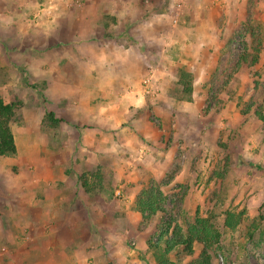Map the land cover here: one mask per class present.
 <instances>
[{"label": "rangeland", "instance_id": "374dc122", "mask_svg": "<svg viewBox=\"0 0 264 264\" xmlns=\"http://www.w3.org/2000/svg\"><path fill=\"white\" fill-rule=\"evenodd\" d=\"M153 2L157 11L162 13L160 23L164 26V34H161L164 38L161 45L166 55L169 54L166 50L172 49L171 60L174 62L164 65L170 69L171 78L160 81L157 75L160 74L158 71L162 70L161 66L149 67L144 77L128 88L124 96H132L134 101L140 99L147 103L158 99L159 95L164 93L166 83L167 87H171V103L173 99L175 102H192V99L186 101L182 98V88L178 84V71L184 70L193 76V91L197 94V103L192 105L191 112L179 111L177 116L173 114L169 127L164 128V131L154 113L145 112L143 107L136 106V102L133 107L130 106L122 127L130 124V120H136L138 132L142 126L149 127L152 131L144 136L149 134L151 139L158 136L164 141L160 146V142L156 145L153 140L143 141L142 138H137L136 128H131L136 131L134 136L137 141L135 139L136 143L130 144L127 150L120 148L119 155L124 157L123 152L127 151L126 157L130 158L131 155L132 159H139L141 149L150 145L164 153L171 149L173 142L180 145L177 146L173 166L171 167V161L164 165V174H150L136 182L140 190L135 200L141 191L154 186L166 198L163 207L167 214H157L150 221H144L140 215H129L127 230L133 229L135 238L128 239L127 249L134 264H156L153 252L147 245L148 237L154 233L155 223L171 216L185 229L187 224L193 222L198 209L201 216H211L222 235L220 250L212 253V264H264V220H261V217H264V124L257 120L254 114H264V0H153L151 5ZM33 3V11H19L22 15L19 21L30 24L32 29L40 30L24 37L25 33L21 32L17 40H10L9 28L18 20V12L11 11L15 8L12 0H0V98L7 103L16 104L11 131L18 146V152L14 156L0 157L2 185L12 183L16 179L14 177L18 176L20 168L18 162L23 163L22 168L25 170L22 172L29 176L32 183L38 185V161L28 160L25 165V153L34 155L36 160L39 154H43L41 158H44L49 152L56 153L58 150L65 154L72 148L68 140L69 134L89 130L83 122L71 125L69 120L74 118L73 112L63 110L67 102L58 104L55 98L45 91L46 84L43 81L29 78L22 59L27 53L34 55L52 39L50 36L44 37L49 33H46L44 28L35 27L36 25L54 24L57 20L59 23H65L71 17L83 16V11H90L93 0H33ZM48 6L52 7L49 16L44 13L37 14ZM98 9L116 11L111 5L105 6L102 2ZM109 22L114 26L117 24L114 16H111L107 23ZM84 24L81 25L80 33L86 29ZM256 27H259L263 34L259 61L252 67L245 64L237 67L239 55L244 48L251 52L250 30ZM70 28H60L57 31V41L65 42L70 39ZM181 31H190V35H186L187 38H179ZM38 33L40 36L35 35ZM109 35L113 36L106 34L110 37ZM175 40L184 43H175ZM205 40L209 41L207 49L203 48ZM128 44L133 45L130 40ZM172 46L176 47L175 52ZM157 51L159 52V48ZM153 54L159 55L154 52ZM181 58L184 60L183 64ZM190 71L195 72V75ZM148 77L151 82L148 83L147 89H150L151 93L147 95L144 93L143 82ZM74 105H77L75 98L70 100V106ZM43 112V117H40ZM47 112H52L55 118L60 117L57 118L60 120L57 126H51L43 120ZM30 115L33 116L32 119ZM115 131H112L114 136ZM29 138L34 143L30 144ZM81 149L83 148L80 144L76 151L80 152ZM173 154L170 151L167 155L170 160ZM132 159V163L128 164L130 170L137 163ZM225 162L228 163L226 173L224 178H219L215 171H222ZM14 163L17 164L14 166ZM99 167H102L106 183L114 190L116 183L113 172L104 166L97 168ZM116 188L119 193L114 198L122 201L127 194L122 193V187ZM113 193L114 191L106 189L100 195L113 197ZM134 209L135 201L134 207L129 206V212L134 213ZM241 210L245 211L241 224L236 230L230 231L224 226V213H237ZM15 221L19 223L21 220ZM254 221L258 223V229L250 236L249 231ZM10 225L11 222L6 225V221L2 219V233L6 235L11 230L17 231L18 235L20 233L18 240L28 241L27 233L29 234L30 230L13 229ZM141 226L146 228L140 230ZM7 246V240L2 238L0 233V256L4 259H16L13 249ZM140 248L145 250L140 252ZM201 249L202 246L196 243L193 255H186L178 249L168 258L179 264H196Z\"/></svg>", "mask_w": 264, "mask_h": 264}, {"label": "crops", "instance_id": "0c3cea01", "mask_svg": "<svg viewBox=\"0 0 264 264\" xmlns=\"http://www.w3.org/2000/svg\"><path fill=\"white\" fill-rule=\"evenodd\" d=\"M104 1L93 0L90 11H83V16L71 17L65 23L57 20L54 24L34 25L46 29L49 35L44 37L50 36L52 39L34 55H24L22 64L27 76L34 81H43L46 84L45 91L58 104L67 102L63 110L73 112L74 118L68 119L71 125L83 122L89 130L69 134L72 148L65 154L58 150L56 153L49 152L44 158H41L43 154H39L36 160L34 155L25 153V165L28 160L38 161L36 173L40 185L32 183L29 176L22 172L25 169L20 162L15 181L0 184V222L4 219L6 225L11 222L13 229L31 231L27 233L28 241H23L17 239L20 233L18 235L16 230L5 235L0 227L1 237L7 240V247L13 249L14 256H17L16 259L0 256V264H134L127 242L129 238H135V231L127 228L129 215L139 216L135 209L134 213L129 212V206L134 207L135 196L140 190L136 182L150 174L161 176V173L164 174V165L170 161L173 166L172 161L180 145L178 142H173L171 149L165 153L152 145L142 148L139 159H132L131 155L130 158L126 157L127 151L123 152L124 157L119 155L120 148L127 150L130 144L137 141L134 136L138 130L137 121L130 120V124L124 127L122 124L136 102V106L158 117L157 121L164 131V128L169 127L173 114L177 116L179 111L188 113L193 110L197 94L193 91L192 102H175L173 99L171 103V87L165 83L164 93L147 103L140 99L134 101L132 96H124L128 88L144 77L149 67L161 66V72L158 71L161 75H157V78L160 81L170 79V69L164 65L174 62L171 60L172 49H167L169 54L166 55L161 45L164 38L161 35L164 34V26L160 23L162 13L157 11L154 2L151 5L153 0ZM100 2L105 6L111 5L116 11H99ZM12 4L15 8L11 11L18 12V20L9 28L10 40H17L21 32L25 33L24 37L40 30L19 21L22 18L19 11H33V0H12ZM144 4L148 5L142 7ZM111 16L116 19L115 26L112 22L107 23ZM83 23L86 29L80 33ZM64 27H71V38L65 42L57 41V31ZM206 32L208 36V29ZM181 33L178 34L179 38L190 35V31ZM106 34L113 36L108 37ZM128 40L133 45H129ZM178 42L183 41L175 40V43ZM208 43L204 41V49L208 48ZM175 50L176 47H173V52ZM181 61L183 64V58ZM190 72L195 75V72ZM74 98L77 99V105L70 106V100ZM42 115L44 112L40 117ZM131 128H136V131ZM114 130L115 136L112 134ZM151 131V128L142 126L136 136L143 141L153 140L156 145L160 142V146L164 141L161 137L151 139L149 134L144 136ZM173 135L176 136L175 133ZM29 143L34 141L29 138ZM80 144L83 149L78 152L76 150ZM15 145L18 152L16 140ZM170 151L174 153L171 160L167 156ZM131 159L137 163L130 170L128 164L132 163ZM98 166L113 172L116 183L113 197L89 195L81 189L78 176L93 172ZM116 187H122V193L127 194L122 201L114 198L119 193ZM15 219L21 221L17 223ZM143 250L140 248L138 251Z\"/></svg>", "mask_w": 264, "mask_h": 264}, {"label": "trees", "instance_id": "16d2710c", "mask_svg": "<svg viewBox=\"0 0 264 264\" xmlns=\"http://www.w3.org/2000/svg\"><path fill=\"white\" fill-rule=\"evenodd\" d=\"M257 28V29H256ZM250 30L251 52L246 48L240 53L237 67L245 64L248 67L256 65L259 61V55L262 50L263 34L259 27ZM178 84L182 88V98L186 101L191 100L193 93V76L184 71H178ZM15 103H7L0 98V157H10L16 154V145L13 133L11 131V122L15 116ZM255 117L264 124V114L255 112ZM45 121L51 126H57L60 122L55 118L52 112H47L44 116ZM228 163H224L222 171H215V175L224 178ZM78 181L84 193L102 194L103 191H114L112 186L108 185L102 167L97 168L91 173H82L78 176ZM166 201L163 193L158 188L151 186L139 193L135 200V210L144 221H150L157 214H167L163 205ZM245 211L239 212L226 211L224 213V226L230 231L236 230L241 224ZM264 220V217H261ZM146 227L141 226L140 230ZM258 229V223L253 222L249 234L252 236ZM154 233L147 239V245L153 252L156 264H179L171 261L168 257L171 253L181 249L186 255L194 254V245L196 243L202 246L198 254L196 264H212V253H217L221 247V233L216 228L211 216L203 217L196 210L192 223L187 224L183 229L175 218L168 216L159 223H155ZM155 238V240H153Z\"/></svg>", "mask_w": 264, "mask_h": 264}, {"label": "built area", "instance_id": "2783aa9c", "mask_svg": "<svg viewBox=\"0 0 264 264\" xmlns=\"http://www.w3.org/2000/svg\"><path fill=\"white\" fill-rule=\"evenodd\" d=\"M51 8H52V7H50V6H48L47 9H46V8H43V9L39 10L37 14L40 15L41 13H42V14L44 13V14H47V15L49 16V14H50V12H51ZM45 9H46V10H45ZM150 82H151L150 77H148V78H147L146 80H144V82H143V83L145 84V90H144V93L147 94V95L151 93L150 89H147V88H148V83H150Z\"/></svg>", "mask_w": 264, "mask_h": 264}]
</instances>
